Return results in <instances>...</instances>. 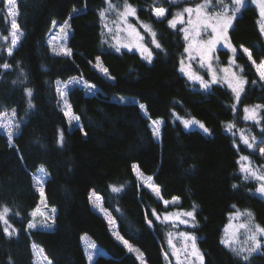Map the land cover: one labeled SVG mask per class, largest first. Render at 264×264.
Here are the masks:
<instances>
[{
  "label": "trees",
  "instance_id": "obj_1",
  "mask_svg": "<svg viewBox=\"0 0 264 264\" xmlns=\"http://www.w3.org/2000/svg\"><path fill=\"white\" fill-rule=\"evenodd\" d=\"M127 2L161 44V49L150 46L151 63L137 51L109 46L100 16L109 0H17V34L22 35L9 55L11 17L5 0H0V112L15 111L19 125L11 144L0 132V211L9 209L8 224L0 221V264H141L113 237L89 200L91 191L102 197V207L117 222V233L142 253L146 264H164L168 233L178 228L152 212L161 215L170 208L162 200L173 197L183 208L196 206L195 227L182 229L197 238L203 264H264V247L245 262L221 243L235 210H247L264 227V197L257 191L261 181L245 179L240 171V158L246 156L250 167L264 175V109L259 124L243 118L245 106L264 105V83L238 51L247 80L238 103L226 85L200 88L180 71L185 40L178 26L168 25L184 2ZM111 4L121 9L124 0ZM221 6L213 1L211 8ZM152 7L166 8V18L157 19ZM65 21L70 33L56 46L70 49L71 55L58 56L49 35L53 25ZM228 37L235 47L248 48L256 62L264 59L258 12L251 3L237 13ZM217 53L226 57L223 49ZM97 57L114 79L93 66ZM5 63L10 68L4 69ZM71 80L95 85V94ZM60 83L67 85L68 111L78 122L70 124L59 106ZM26 89L32 90L31 97ZM119 96L131 102L120 103L115 99ZM177 116L194 117L209 132L186 129ZM152 120L161 121L158 138L152 135ZM229 124L234 125L231 131ZM61 132L62 146L57 143ZM241 133L256 137L253 148L243 144ZM133 165L153 177L149 182L160 188L162 199L138 181ZM111 186H122V191L113 193ZM41 201L39 211L48 215L49 223H35L30 229L28 223L40 218L31 214ZM147 220H152L151 227ZM85 237L95 249L85 246Z\"/></svg>",
  "mask_w": 264,
  "mask_h": 264
},
{
  "label": "snow or ice",
  "instance_id": "obj_2",
  "mask_svg": "<svg viewBox=\"0 0 264 264\" xmlns=\"http://www.w3.org/2000/svg\"><path fill=\"white\" fill-rule=\"evenodd\" d=\"M170 2L175 3L177 0H170ZM246 0H232L233 7H232V14H228L227 8L222 13H217L214 16H209L207 12L204 10L208 7L210 4V0H203V3L195 5V7H185L181 12H177L173 15L172 19L168 20V25L172 29H176L178 24L184 25L186 24V27H182L180 31L184 35V39L186 41H190L187 47H185V53H188V59L191 61L192 59L198 58L199 65L201 68L207 69V74L209 76L208 80H205L204 76L200 75L198 72L191 69V65L189 64L187 67L185 66V62L182 59L180 61V71L184 73L189 81L192 82H198L199 86L202 89H209L214 84L219 83H225L227 84V87L231 89L232 93L234 94V98L237 101V103L240 101L241 94L245 90V85L247 83V80L242 78L241 75H238L237 72L234 70V66H236V52L237 48L233 46L228 37V30L232 26L233 19L235 17L236 12H238L245 4ZM253 3L258 4L259 7V14L261 17L260 22V31L262 34H264V0H252ZM6 6H7V12L8 15L11 17V45L12 47H9L7 49L8 54L11 55L13 52V49L17 45L18 40L20 39V35L17 34L18 24H17V0H5ZM220 3H222V0H220ZM115 8L114 5L111 4V0H109V6L108 9L105 11L100 12V16L103 19L106 15V11H111ZM73 11H76L75 9ZM152 13L157 19L166 18L167 16V9L164 7H152L151 9ZM137 9L133 7L130 3L127 2V0H124L123 4V10L118 12V15L121 17L122 20L126 21L129 16H136ZM185 13H187V19L185 20ZM144 31L148 33L151 36V43L156 49H161V44L156 40V32L153 31L150 25L144 24L142 25ZM68 22L65 21L64 25L60 27V33L62 35V38L66 40L68 32ZM105 28H107V25L105 24ZM128 36L134 37L136 40V43L134 45H124L125 47H132L134 46L140 53L141 57L146 60L147 62L151 63L153 60V52L152 49L147 46V44L144 43V36L141 34L139 30H137L132 25H128ZM210 30V31H209ZM108 31L111 33L112 29H108ZM202 33L208 34V39L201 40L200 37ZM224 44V46L229 49L232 53V56L229 57L228 65L222 68H215L213 66V61L215 59L213 53L215 52L216 48L220 44ZM243 53L247 56V59L251 61L252 65L255 66L256 73L259 76V79L261 81H264V60H261L259 63H257L253 59L252 52L246 48L243 47V45L240 46ZM117 51H119V48H117ZM196 52V57L192 56V52ZM52 52L55 55L58 56H69L71 55V50L67 49L65 47L52 48ZM97 63L94 65V67L102 73L106 78L108 79H114L108 75V69L106 67H103L102 63L100 62V58L97 57ZM240 68V72H243L242 66H237ZM4 69L10 68V65L5 63L3 65ZM222 74V75H221ZM70 84L73 85H79L82 86L89 94H95L96 87L93 84L85 83L82 80H71L69 81ZM65 89H67V85L64 86ZM59 95L61 97H66V91L61 90L59 87L57 89ZM26 93L29 97L32 95L31 89H26ZM118 102L120 103H130L131 101L120 97L118 98ZM29 108L33 107L31 99L28 101ZM64 116L69 117V109L71 108V105L68 103L67 99L64 100ZM139 108L141 110L145 109L144 104H140ZM233 111L236 109V105L234 104L232 106ZM264 109V105H254L252 107L245 106L244 111V119L248 121H254L255 123L259 124L260 120L262 119L260 117V110ZM13 116H15V111L12 113ZM72 121H79V117L72 116L69 119V123L71 124ZM182 123L187 128L192 125H197L200 129L203 130L204 133H208L209 129L201 122L193 119H183ZM160 124L161 121L159 120H152L151 122V130L152 135L154 137H159L160 135ZM19 125H13L11 121L4 124L3 127L7 129V138L9 140V143L11 144L13 135L15 134L12 129L14 127H18ZM234 127V125L229 124L228 130L231 131V129ZM81 131L83 129L81 128ZM86 135V133H84ZM241 140L244 145H247L248 148H253L256 137L253 136L251 138L245 136L243 133H241ZM58 145H63V133L61 132L59 135V138L57 140ZM260 152L264 154V149H260ZM241 161H247L248 157H241ZM41 172L44 171L43 168L40 169ZM133 171L137 173V178L139 180L145 181V186L147 188H150L158 198H161L160 188L158 186H153L151 183H148V181H151L153 179L152 176L144 177L143 174H141L138 171V166L133 165ZM240 171L245 174L244 178H255L262 183L258 187L257 191L264 194V175H258L256 171H254L250 166L245 165L241 163ZM235 188L236 185H233ZM111 191L113 193H119L122 191L121 187L111 186ZM41 199L43 200L45 198L44 188L41 187L39 189ZM89 199L93 202L94 206L99 207L102 212L105 213V217L108 220V223L110 226L115 225V220L111 217V215L103 209L102 205V197L95 193L93 191L89 195ZM179 198L174 197L173 203L178 200ZM165 206L169 204V201H164ZM37 209L34 211L31 215L35 216L37 214ZM53 213L55 212V209H52ZM9 212V209L5 207L3 211H0V221H2L4 224H8V220L6 219V215ZM43 215V213H41ZM153 216L156 217V219H160V216L153 210L152 212ZM242 215L240 212H236L235 216L232 218H239V216ZM250 215V214H249ZM163 220L172 223L174 226L177 224L181 225H191L192 227H195L196 223V206L193 205L191 210L187 211H181V212H175V213H165L163 216ZM148 225L151 227L152 220H147ZM36 224L33 222H29L27 227L30 229L36 228ZM47 226V225H45ZM10 227V226H9ZM230 226H226L225 233L226 237L222 238L221 243L225 246L230 248L237 256L241 257L243 261H248L249 257L254 253L260 250L262 247H264V227H260L259 225H256L255 227L247 224H240L239 228L245 229L248 233L247 240L245 241L247 247H235V232H233L231 235L228 234ZM6 234L11 235L9 233L8 228L3 229ZM15 232V230H13ZM113 235L115 238L120 241L124 247L127 249L129 253H136L137 258L139 259L142 257V253H139V250L136 249L134 246H132L128 240L124 239L123 236L119 235L117 232H113ZM180 237L183 238L185 241L183 246V252L185 255V258L188 259L189 257L192 258V264H196L198 261L199 264H203V254L199 251V249L196 246V237L192 235L189 232H180L178 234ZM171 236V234H169ZM169 245L173 248V255L176 256L178 264H180V255L179 252L176 250L175 245L173 244L172 239L170 238L168 240ZM95 245H89L90 249H95ZM35 251V249H34ZM247 253L246 255L244 253ZM167 256V253H165ZM91 255L89 256V259H91Z\"/></svg>",
  "mask_w": 264,
  "mask_h": 264
},
{
  "label": "rangeland",
  "instance_id": "obj_3",
  "mask_svg": "<svg viewBox=\"0 0 264 264\" xmlns=\"http://www.w3.org/2000/svg\"><path fill=\"white\" fill-rule=\"evenodd\" d=\"M213 1H218V2H220V0H210V4L208 5V7L204 10L205 12H207V14L209 15V16H214V15H216L217 13H222L224 10H225V8H227V10H228V14L229 15H231L232 14V7L234 6L233 5V3H232V0H222V3H220V4H222V6L220 7V9H218V10H215V9H212L211 8V6H212V4H213ZM180 2H184L183 3V5H182V7H181V9H179V10H177L175 13H177V12H181L185 7H189V6H191V7H195V5H197V4H201V3H203V0H177V2H175V3H180ZM172 3V2H171ZM246 3H251L252 5H254V7L256 8V10H257V12H258V23H259V28H260V22H261V17H260V14H259V7H258V4H256V3H253L252 2V0H246V2H245V4ZM244 4V5H245ZM108 6H109V4H107V6H106V8H104L103 10H101V11H105V10H107L108 9ZM211 8V9H210ZM123 10V6H122V8L121 9H119V8H114L113 10H111V11H106V15H105V17L102 19L101 18V22H102V27H103V29H104V33H105V36H106V41H107V43L109 44V46L110 47H112L114 50H117V48H119V50H122V49H125V50H129V51H137L138 53H139V51L134 47V46H132V47H125L124 45H134L135 43H136V40H135V38L134 37H129L128 36V31H129V29H128V25H132L133 27H135L137 30H139L140 32H141V34L144 36V43L145 44H147V46L150 48V46H153L152 45V43H151V36L148 34V33H146L145 31H144V29H143V27H142V25H144V24H146V23H139L138 22V20L136 19V16H129L128 18H127V20L126 21H124V20H122L121 19V17L118 15V12L119 11H122ZM241 10V9H240ZM239 10V11H240ZM100 11V12H101ZM238 11V12H239ZM238 12H236V14H235V16L237 15V13ZM174 13V14H175ZM154 15V14H153ZM187 13H185V20L187 19ZM172 17L173 16H171V19H172ZM235 18V17H234ZM105 24L107 25V28H105ZM62 25H64V23H62V24H55V25H53V27H52V29H51V32H54V33H51L49 36V41L50 42H52V45L53 46H55L56 48H57V46L56 45H58V46H60V43L62 44V43H64V41H65V39H63L62 38V35H61V33H60V27L62 26ZM148 25V24H147ZM180 29L182 28V27H186L187 25L186 24H184V25H181V24H178L177 25ZM108 29H112V32L110 33L109 31H108ZM67 30V32H68V35H69V33H70V28H69V26H68V28L66 29ZM210 31V30H209ZM67 35V36H68ZM182 35H183V33H182ZM262 36H263V38H264V34H262ZM183 37H184V35H183ZM200 39L201 40H206V39H208V34L207 33H202V35H201V37H200ZM185 40V39H184ZM230 41V40H229ZM190 43V41H186L185 40V44H186V47L188 46V44ZM231 43V42H230ZM232 44V43H231ZM233 45V44H232ZM234 46V45H233ZM241 45H239L238 47H236L237 48V52H236V54H235V56L237 57L238 56V51H240L241 52V54H243L244 56H246L244 53H243V51H242V49H241V47H240ZM244 47V46H243ZM217 49H223V50H225V52H226V57H224V59L223 58H220L219 56H218V53H217ZM213 55H214V57H215V59H214V61H213V66L215 67V68H217V69H219V68H222V67H225V66H227L228 65V61H229V57L230 56H232V53H231V51L229 50V49H227L225 46H224V44L222 43V44H220V45H218L217 46V48H216V50H215V52L213 53ZM192 56L193 57H196V52L195 51H193L192 52ZM247 57V56H246ZM183 60H184V62H185V66L187 67L189 64L191 65V69L192 70H194V71H196V72H198L200 75H202V76H204V78H205V80H208L209 79V76H208V74H207V69L206 68H201L200 67V65H199V61H198V58H196V59H192L191 61H189V59H188V53H185L184 52V56H183ZM248 60V59H247ZM262 60H264V59H262ZM249 61V60H248ZM261 61V60H260ZM250 62V64L252 65V63H251V61H249ZM97 63V60H96V62L93 64V66L95 65ZM257 63H259V62H257ZM237 66H241L240 64H239V62L237 61V58H236V66H234V70L237 72V74L238 75H241L242 76V78H244L243 77V74L240 72V68L239 67H237ZM252 67H253V69H254V71H255V73H256V69H255V66L254 65H252ZM184 74V73H183ZM222 75V74H221ZM256 75H257V73H256ZM186 76V75H185ZM187 77V76H186ZM257 77L259 78V76L257 75ZM188 78V77H187ZM245 79V78H244ZM261 81V80H260ZM261 82H263L264 83V81H261ZM198 86H199V83L198 82H195ZM219 84H223V85H226L227 86V84H225V83H219ZM64 86H65V83H60L59 84V88L61 89V90H64L65 91V88H64ZM200 87V86H199ZM201 88V87H200ZM231 90V89H230ZM59 94V93H58ZM120 97H123V98H126V97H124V96H119V97H115V99H117L118 100V98H120ZM127 99V98H126ZM64 100H65V97H61L60 95H59V106H60V108L63 110V112L65 111V108H64ZM129 100V99H128ZM249 107H252L251 105H249ZM12 113H13V111H5V112H0V132H4L6 135H7V129H5L4 127H3V125L4 124H6V123H8L9 121H11L12 122V124L13 125H17L18 123H17V121H16V116H13L12 115ZM72 116L69 114V117H66L68 120L71 118ZM243 117H244V115H243ZM194 117H178L177 116V119L180 121V123H181V125L184 127V128H186L185 126H184V124L182 123V120L183 119H193ZM195 120H197L196 118H194ZM197 121H199V120H197ZM248 121V120H247ZM200 122V121H199ZM202 123V122H201ZM16 128L17 127H14L13 129H12V131L14 132V133H16ZM191 128H198V129H200L197 125H192V126H189V127H187L186 129H191ZM202 130V129H201ZM203 131V130H202ZM243 157H246V156H243ZM241 163H243V164H245V165H248V166H250V162H249V159L247 160V161H241L240 160V165H241ZM256 171V170H255ZM140 172V171H139ZM141 173V172H140ZM142 174V173H141ZM40 176L42 177V178H44V176H45V174H44V172H40ZM135 176H136V178H137V173L135 172ZM144 176V175H143ZM145 177V176H144ZM146 178V177H145ZM138 179V178H137ZM138 181L140 182V183H142L144 186H145V181L144 180H139L138 179ZM148 183H150L149 181H148ZM262 182H260V184H261ZM154 186V185H153ZM41 187H40V184H39V187H38V191H39V189H40ZM149 190H150V192L151 193H153V194H155L150 188H148ZM93 191H91L90 193H89V195L92 193ZM263 197H264V194H262V193H260ZM99 195V194H98ZM156 195V194H155ZM174 198V197H173ZM173 198L172 199H170V200H167V201H169V204L167 205V206H170V208L169 209H167V210H165V211H163L162 213H161V215H159L160 216V219L162 220V221H164L163 220V216H164V214L165 213H175V212H181V211H187V210H191V209H187V208H183V207H181L180 206V200L178 199V200H176L174 203L172 202L173 201ZM90 200V199H89ZM103 200V199H102ZM164 201L165 200H162V202H163V204H164ZM90 202H91V204H92V206L95 208V210L108 222V220H107V218L105 217V213L104 212H102L101 210H100V208L99 207H96V206H94V204H93V202L90 200ZM43 203H42V201H41V203H40V205H39V210L41 209L42 211H43V209H42V207H43ZM165 205V204H164ZM102 206V205H101ZM104 209V208H103ZM107 211V210H106ZM240 212L242 215H240L239 216V218H232V217H234L235 216V214H236V212ZM108 213H109V211H107ZM45 213V212H44ZM110 214V213H109ZM249 212H247V210L245 211V210H243V211H241V210H235L231 215H230V217H229V220H228V222H227V224L225 225V227H224V230H223V236H222V238H225L226 237V233H225V228H226V226H230L229 227V230H228V234L227 235H231L233 232H235V237H234V239H235V247H237V248H240V247H247V245H246V243H245V241L247 240V235H248V233L246 232V230L245 229H241V228H239V225L240 224H247V225H251V226H253V227H255L256 225H258L256 222H255V220H254V218H253V216H252V214H250ZM38 215H40V218H36V220H34L35 222L34 223H36L37 225H40V226H44V227H47V226H45V225H48V223H49V219H48V215L47 214H41L40 213V211H37V216ZM111 215V214H110ZM111 217H112V215H111ZM113 218V217H112ZM114 219V218H113ZM115 220V219H114ZM164 222H166V223H168L170 226H174L172 223H170V222H167V221H164ZM108 224V229H109V231L111 232V234L113 235V232L115 231V232H117V222H116V220H115V225L114 226H110L109 225V223H107ZM189 226H191V225H181V224H177V225H175L174 226V228H178L177 230L175 229V230H172V231H170L169 233H168V236H167V241H166V243H167V256L166 255H164L165 256V261H164V264H172V262H174V263H176V264H178V261H177V258H176V256L175 255H173V248L169 245V243H168V240L171 238L172 239V241H173V244L175 245V247H176V250L179 252V255H180V264H192V258L191 257H189L188 259H186L185 258V255H184V252H183V246H184V243H185V241L183 240V238L182 237H180L178 234L180 233V232H189L188 230H185V229H182V228H187V227H189ZM189 233H191V232H189ZM169 234H171V236H169ZM193 235V234H192ZM113 237L115 238V236L113 235ZM85 240H84V244H85V246L86 245H91V244H93L90 240H88V238L87 237H85L84 238ZM116 239V238H115ZM117 240V239H116ZM118 241V240H117ZM120 244H122L120 241H118ZM123 245V244H122ZM124 246V245H123ZM196 246H197V244H196ZM197 248L199 249V251L201 252V250H200V248L197 246ZM127 250V249H126ZM261 250V249H260ZM260 250H258L257 252H259ZM93 251H91V253H92ZM254 253H256V252H254ZM135 256H137V254L136 253H133ZM245 255L247 254L246 252L244 253ZM140 260H141V264H146L145 262H144V260H142V257H140L139 258ZM196 264H199V262L197 261L196 262Z\"/></svg>",
  "mask_w": 264,
  "mask_h": 264
}]
</instances>
